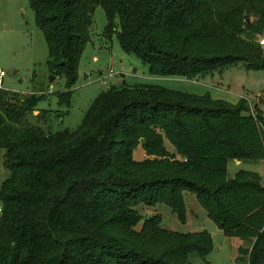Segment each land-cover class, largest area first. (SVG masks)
<instances>
[{"label": "trees", "instance_id": "1", "mask_svg": "<svg viewBox=\"0 0 264 264\" xmlns=\"http://www.w3.org/2000/svg\"><path fill=\"white\" fill-rule=\"evenodd\" d=\"M49 49L57 93L70 106L97 7L105 39L156 76L195 78L243 64L264 70V0H30ZM56 79L54 81H56ZM0 92V148L10 172L0 189V264H211L207 231L178 232L144 207L187 221L185 192L248 264H264V181L229 159H264V115L155 85L123 82L99 94L76 130L52 132L38 106L50 92ZM17 93V92H14ZM61 120L62 115L56 114ZM141 148L146 153L137 159ZM165 140L175 148L170 152Z\"/></svg>", "mask_w": 264, "mask_h": 264}, {"label": "rangeland", "instance_id": "2", "mask_svg": "<svg viewBox=\"0 0 264 264\" xmlns=\"http://www.w3.org/2000/svg\"><path fill=\"white\" fill-rule=\"evenodd\" d=\"M106 25L105 10L99 6L94 13L91 40L81 59L72 103L69 107L60 106L57 93L65 90V80L59 77L53 83L50 81L52 75L48 65V44L37 25L30 0H0V71L6 73L3 87L9 90V94L23 98L40 91L50 92L38 108L51 110L53 117H56L52 132L76 130L83 123L95 98L123 82L133 87L155 85L183 93L209 95L214 100L232 105H238L245 99L252 113L260 110L264 115V70L249 71L240 64L222 73L215 72L191 79L184 76H156L138 57L123 51L115 34L111 40L105 39ZM111 70L114 71L113 75L110 74ZM56 114L62 115L61 120ZM165 145L170 152H174L175 148L168 140H165ZM141 146L137 159L146 157ZM4 154L5 150L0 148V189L10 175L4 168ZM242 170L253 172L264 181V159L240 163L235 159L228 160L229 178H235ZM184 195L188 214L185 223L165 204L153 208L144 207L141 213L145 218L153 214L161 215L162 226L171 231L210 233L214 250L207 256V260L211 264H248L247 260L239 258V249L250 245L239 238L226 236L210 219L195 193L185 192ZM190 261L197 264L202 260L197 252H193Z\"/></svg>", "mask_w": 264, "mask_h": 264}, {"label": "built area", "instance_id": "3", "mask_svg": "<svg viewBox=\"0 0 264 264\" xmlns=\"http://www.w3.org/2000/svg\"><path fill=\"white\" fill-rule=\"evenodd\" d=\"M260 43H261V45H264V39H262L261 41H260ZM110 74L111 75H113L114 74V71L113 70H111L110 71ZM6 76V73H5V71H0V92L2 91V90H5V88L3 87V80H4V77ZM2 212V207L0 206V213Z\"/></svg>", "mask_w": 264, "mask_h": 264}, {"label": "water", "instance_id": "4", "mask_svg": "<svg viewBox=\"0 0 264 264\" xmlns=\"http://www.w3.org/2000/svg\"><path fill=\"white\" fill-rule=\"evenodd\" d=\"M55 79H56V77H55L54 75H52V77H51V79H50L51 83H53ZM261 102H262V100H261ZM141 144H142V145L145 144V140H144V139L141 140Z\"/></svg>", "mask_w": 264, "mask_h": 264}, {"label": "crops", "instance_id": "5", "mask_svg": "<svg viewBox=\"0 0 264 264\" xmlns=\"http://www.w3.org/2000/svg\"><path fill=\"white\" fill-rule=\"evenodd\" d=\"M238 163H240V161H237Z\"/></svg>", "mask_w": 264, "mask_h": 264}]
</instances>
